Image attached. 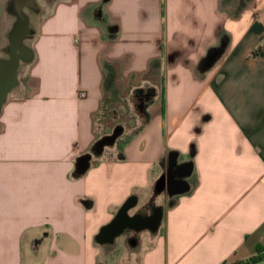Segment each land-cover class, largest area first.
<instances>
[{
	"label": "crops",
	"instance_id": "1",
	"mask_svg": "<svg viewBox=\"0 0 264 264\" xmlns=\"http://www.w3.org/2000/svg\"><path fill=\"white\" fill-rule=\"evenodd\" d=\"M35 1L40 11L24 8L35 16L33 58L0 113V264H100L117 237L97 236L131 198L130 217L162 214L121 234L137 231L134 247L147 239L133 264L260 254L264 53H252L264 44V0ZM11 2L0 0V52ZM112 87L138 111L97 156ZM148 87L156 95L138 107L134 91ZM163 176L172 194L157 191Z\"/></svg>",
	"mask_w": 264,
	"mask_h": 264
},
{
	"label": "water",
	"instance_id": "2",
	"mask_svg": "<svg viewBox=\"0 0 264 264\" xmlns=\"http://www.w3.org/2000/svg\"><path fill=\"white\" fill-rule=\"evenodd\" d=\"M28 1V2H27ZM12 0L10 3V10L16 16V21L10 30L8 35V45L6 48V57L0 59V113L8 95L19 85L18 72L22 64H28L32 61L33 52L32 49L26 45V40L29 39L34 31L31 27V22L29 16L24 11V8H30L32 10L37 9V4L35 0ZM100 140L96 147L94 148V154L100 155L103 149L107 145H112L114 143L115 137ZM91 155H86L81 157L77 163V170L79 174L84 173L88 166ZM190 165L186 164L182 167L180 175L183 177L190 175ZM172 194V183L170 179L163 176L160 178L156 185L158 192H162L166 187ZM188 190L186 186L182 192ZM134 199H129L119 210L118 214L114 220L102 228L97 240L100 242L112 243L114 239L121 234H123L127 229L134 226V222L140 223V219L136 217H130L128 215V210L133 206Z\"/></svg>",
	"mask_w": 264,
	"mask_h": 264
},
{
	"label": "rangeland",
	"instance_id": "3",
	"mask_svg": "<svg viewBox=\"0 0 264 264\" xmlns=\"http://www.w3.org/2000/svg\"><path fill=\"white\" fill-rule=\"evenodd\" d=\"M38 3L44 4L46 0H37ZM40 8H37V11ZM27 14L32 15V11L25 9ZM30 19V18H29ZM35 16L32 18L31 27L34 26ZM33 29V28H32ZM32 37V36H31ZM30 38L26 40L29 42ZM8 45V39L4 41V46L0 56L6 57V48ZM22 64L21 66L23 67ZM18 87V86H17ZM138 111V108L130 103V99L126 96L125 92H117L116 97H109L106 99L103 109L98 115L97 123L100 132L103 136L109 140L113 137L115 131L119 128H123L125 125H134V113ZM107 140V141H108ZM162 200V199H161ZM159 199V202H161ZM121 235L117 237L113 246H106L100 256V264H133L137 255L142 251L144 245L147 243V239H144L142 235V244L140 247H134L132 240L125 239V236ZM139 238V234L136 235ZM144 239V240H143Z\"/></svg>",
	"mask_w": 264,
	"mask_h": 264
},
{
	"label": "trees",
	"instance_id": "4",
	"mask_svg": "<svg viewBox=\"0 0 264 264\" xmlns=\"http://www.w3.org/2000/svg\"><path fill=\"white\" fill-rule=\"evenodd\" d=\"M262 53H264V44L262 45L261 48L258 49V51H254L252 54L256 55V54H262ZM105 69H107L108 71L107 66H105ZM107 75L109 78L110 75L109 74ZM113 83H114V79L111 80V79L106 78V91L109 90V85L110 84L113 85ZM111 90H113L114 95L118 92V90L114 89L113 87L111 88ZM155 95H156V90L153 87L140 88L134 91V97L136 99L135 100L136 104L138 105V107H141V108L147 107L153 101ZM147 120H148V115H146L145 117V121ZM258 249L261 251L260 254H257L256 256L248 259L247 261L238 263V264H253V263H258L259 261H261L264 258V249H261V248H258Z\"/></svg>",
	"mask_w": 264,
	"mask_h": 264
},
{
	"label": "flooded vegetation",
	"instance_id": "5",
	"mask_svg": "<svg viewBox=\"0 0 264 264\" xmlns=\"http://www.w3.org/2000/svg\"><path fill=\"white\" fill-rule=\"evenodd\" d=\"M161 210L157 209L156 213H153L151 215H146L145 211L142 209L139 212L136 213V218L140 219V222H144L145 224L149 225V226H153L154 223L160 219L161 217ZM134 227L139 225V222L135 221L134 223ZM132 233V236L129 237V239H131L132 241H134L136 239V235L138 234L137 231H130Z\"/></svg>",
	"mask_w": 264,
	"mask_h": 264
}]
</instances>
